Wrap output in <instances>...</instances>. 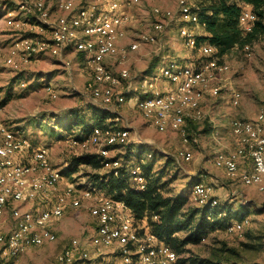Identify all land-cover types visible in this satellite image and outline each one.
<instances>
[{"label": "built area", "instance_id": "2783aa9c", "mask_svg": "<svg viewBox=\"0 0 264 264\" xmlns=\"http://www.w3.org/2000/svg\"><path fill=\"white\" fill-rule=\"evenodd\" d=\"M136 1L107 0L103 11L97 12L94 5L76 8L73 0H58L53 15L48 11L47 0H33L35 20L41 28L48 29L49 37H23L15 44L17 47L10 48L5 63L13 65L16 57L27 62L47 52L61 61L70 75L64 52L72 47L73 52L82 54L84 70L89 74L79 95L87 103L112 111L113 118L106 120H113L114 124L94 126L86 135L66 138L71 147L81 150L94 147L96 154L103 158H110L108 154L114 147H123L128 141L130 126L126 122L118 124L123 121L118 108L124 103L126 94L133 91L137 94L136 106L142 117L159 132L179 133L181 147L175 157L188 161L192 158L193 140L187 132V123L204 116L201 105L204 97H215L222 88H227L230 102L235 106L241 93L224 77L228 63L217 54L216 47L206 42L197 44L187 26V23H199L195 10L197 0H177V17L183 23L178 33L184 44L197 52V60L181 66H175L172 61H159L155 66L157 70L150 76L130 82L124 64L128 52L137 50L141 43H155L157 34L163 29L162 23L155 22L151 32L140 33L128 47L117 45L132 18L124 8ZM21 6L24 8L25 4ZM152 12L173 16L170 10L159 7H153ZM13 18L7 15L6 23L14 24ZM254 23V12L248 4L242 3L238 28L244 34ZM243 49L247 51L249 45H244ZM110 60L119 66L116 74L107 64ZM161 77L168 81L165 89L156 85L155 81ZM45 90L52 98L56 97L50 83ZM229 131L235 146L216 149L214 165L223 169L226 178L263 191L264 99L253 118H233ZM120 163L119 158L105 161L103 168H115ZM129 173L131 182L143 189L146 179L140 163L132 165ZM213 193L214 187L209 183L197 181L191 187V198L197 206H218L219 200ZM67 207L86 208L94 221V230L88 237H72L64 243L58 256L60 264L177 263L178 254L152 231L151 222L158 219L156 214L144 212L136 217L122 200L96 183L83 177L78 181L70 180L50 162L48 146L33 144L0 122V264H19L20 257L30 249L55 241V223ZM223 214L220 212L218 216ZM247 224L248 218L242 217L226 222L224 229L229 233H241Z\"/></svg>", "mask_w": 264, "mask_h": 264}, {"label": "rangeland", "instance_id": "374dc122", "mask_svg": "<svg viewBox=\"0 0 264 264\" xmlns=\"http://www.w3.org/2000/svg\"><path fill=\"white\" fill-rule=\"evenodd\" d=\"M32 1L0 0V122L31 143L48 146L50 162L70 180L78 181L82 177L89 180L91 173H104L108 167L94 169L82 164L76 173L66 174L64 171L69 166L70 157L81 153L96 154L94 147L81 150L71 147L65 141L70 136L81 135L78 126L71 130L66 128L69 126V113L85 105L78 93L89 77L84 70L82 56L73 52L72 47L65 50L64 59L70 66V75L64 64L47 52L27 62L19 61L16 57L13 65L5 63L10 48L17 47L15 44L23 37H49L48 29L41 28V24L35 20ZM102 1L104 0H73L76 8L90 5L97 7ZM22 3L25 4L24 8ZM57 3L58 0H47L50 14L56 13ZM153 7L170 10L173 16L154 15ZM124 10L129 11L132 18L125 28L120 46L128 47L140 33L151 32L155 22L163 25L155 43H141L137 50L128 52L124 64L128 68L130 82H136L156 71L157 67L151 69L156 60H162V63L172 61L175 66L197 60V52L186 46L179 36L178 29L183 23L177 17V0H137ZM96 11L103 10L96 8ZM7 15L14 17V24L6 23ZM187 26L194 36L204 33L201 23H187ZM20 51L18 46V53ZM220 56L229 67L223 75L240 91L241 98L233 106L227 88H222L215 97L205 96L202 103L204 116L187 123V132L193 140L190 160L183 161L180 157L176 159L181 147L179 133L159 132L142 117L134 99L137 94L132 93L133 91L126 95L125 102L118 108L123 118L118 124L126 122L130 126L127 144L114 147L108 157L120 155V162L128 165L137 162L142 165L150 164L148 181L157 178V185L163 195L181 193L186 196L184 209L197 206L191 198V187L200 174L204 175L202 182L212 183L215 187L213 194L220 202L227 203L233 210H237L240 204L243 205L242 216L232 219L248 218V224L241 233H229L224 228L209 231L199 244L186 245L184 251L178 254V259L194 256L217 259L223 263L264 264V190L259 191L254 185L226 178L221 168L213 163L214 148L218 147L216 139L226 141L231 137L229 122L233 118H253L264 99V32L249 43L247 51L236 45ZM107 64L112 72H118L116 61L110 60ZM155 82L157 87L163 89L168 83L162 77ZM49 83L53 85V92L56 94L54 98L45 90ZM61 186L62 184L58 190ZM60 220L56 240L30 249L20 257L19 264H60L58 256L62 245L72 237H88L94 230V223L84 207H67ZM174 235L182 237L184 232L178 231ZM183 264L190 263L186 261Z\"/></svg>", "mask_w": 264, "mask_h": 264}, {"label": "trees", "instance_id": "16d2710c", "mask_svg": "<svg viewBox=\"0 0 264 264\" xmlns=\"http://www.w3.org/2000/svg\"><path fill=\"white\" fill-rule=\"evenodd\" d=\"M195 3L199 23L204 27V33L195 36L196 43L206 42L214 45L219 55L236 45L241 47L249 45L264 32V0H197ZM242 3L248 4L255 14L254 26L244 34L238 28V16ZM79 55L82 56L81 53ZM157 62L158 60L153 62L151 69L157 65ZM69 114V126L66 129L71 130L78 126L81 135L76 136L77 138L89 133L94 126L104 127L114 124L113 120H106L113 118L112 111L87 102ZM119 157L120 155L103 158L95 153H81L70 157L69 166L64 171L66 174L76 173L82 164L100 169L103 168L105 161ZM140 165L146 179L143 189L131 182L129 168L132 165L125 162L120 163L118 167L108 168L104 173H91L89 180L96 183L105 192L112 194L114 198L122 200L136 217L141 216L144 212L156 214L158 219L151 222L153 233L177 254L183 252L186 245L199 244L209 231L224 228L226 222L242 216L244 212L242 204L237 210H233L227 203L220 201L219 205L213 208L203 205L184 209L187 202L186 196L181 193L163 195L157 185L158 179L154 178L150 181L147 179L150 164L142 165L140 163ZM220 212L224 213L223 216H218ZM178 231H183L184 235L176 237L174 234ZM186 261L190 264H235L234 262L223 263L217 259L194 256L180 258L176 264H183Z\"/></svg>", "mask_w": 264, "mask_h": 264}, {"label": "crops", "instance_id": "0c3cea01", "mask_svg": "<svg viewBox=\"0 0 264 264\" xmlns=\"http://www.w3.org/2000/svg\"><path fill=\"white\" fill-rule=\"evenodd\" d=\"M105 5H106V2H105V0L104 1H102V4L101 5H98L96 8H104L105 7ZM96 6V5H95ZM124 37V36H123ZM120 41H121V38L120 39H118V41H117V45L118 46H120L121 44H120ZM133 41V40H132ZM131 41V42H132ZM120 47H122V46H120ZM160 61H162V60H160ZM168 87V85H166V88ZM160 88V87H159ZM161 89H163V88H161ZM165 89V88H164ZM128 94V93H127ZM126 94V95H127ZM207 96V95H206ZM130 98V97H129ZM132 99V98H131ZM131 99H129V100H131ZM134 99H136L135 97H134ZM205 99H206V97H204V99H203V101L201 102V105H202V103L205 101ZM125 100H126V97H125ZM125 102V101H124ZM190 121V120H189ZM188 121V122H189ZM191 122V121H190ZM230 132V131H229ZM230 135H231V133H230ZM220 138V137H219ZM226 141H220L219 139H216V141H217V143H218V147H215L214 148V151L216 150V149H218V148H221V149H231V148H233L234 146H235V140H234V138L231 136L230 138H228V140L227 139H225ZM222 171H223V169H221ZM189 174H190V172H188ZM223 173H224V171H223ZM204 175H202V174H200L199 175V177H198V179H196L195 181L197 182V181H203V177ZM208 183V182H207ZM209 184H211L212 185V183H209ZM215 185H217L216 183H215ZM214 187V186H213ZM222 188V187H221ZM214 191H215V187H214ZM216 197V196H215ZM217 198V197H216ZM89 214V213H88ZM89 217H90V220L94 223V221H93V219H92V217L89 215ZM60 224H61V220H60V218L57 220V222L55 223V228H56V231H57V233H58V229H60Z\"/></svg>", "mask_w": 264, "mask_h": 264}]
</instances>
